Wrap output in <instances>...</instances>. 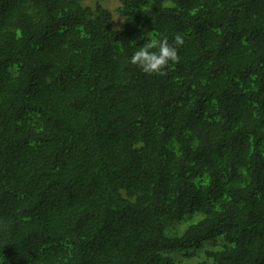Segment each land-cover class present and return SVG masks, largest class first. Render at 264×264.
I'll list each match as a JSON object with an SVG mask.
<instances>
[{"label":"trees","instance_id":"16d2710c","mask_svg":"<svg viewBox=\"0 0 264 264\" xmlns=\"http://www.w3.org/2000/svg\"><path fill=\"white\" fill-rule=\"evenodd\" d=\"M108 1L0 0V264H264V0Z\"/></svg>","mask_w":264,"mask_h":264},{"label":"clouds","instance_id":"9594fccd","mask_svg":"<svg viewBox=\"0 0 264 264\" xmlns=\"http://www.w3.org/2000/svg\"><path fill=\"white\" fill-rule=\"evenodd\" d=\"M185 43V34L177 33L173 42L166 35L160 38H149L130 57V63L141 68L146 74L167 75L170 63H179L178 49ZM176 257L179 254L175 255Z\"/></svg>","mask_w":264,"mask_h":264},{"label":"rangeland","instance_id":"374dc122","mask_svg":"<svg viewBox=\"0 0 264 264\" xmlns=\"http://www.w3.org/2000/svg\"><path fill=\"white\" fill-rule=\"evenodd\" d=\"M118 0H109L108 1V6L111 8H114V6L117 4Z\"/></svg>","mask_w":264,"mask_h":264}]
</instances>
